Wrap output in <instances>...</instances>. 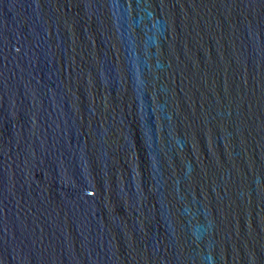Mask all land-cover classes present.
Listing matches in <instances>:
<instances>
[{
	"label": "water",
	"instance_id": "water-1",
	"mask_svg": "<svg viewBox=\"0 0 264 264\" xmlns=\"http://www.w3.org/2000/svg\"><path fill=\"white\" fill-rule=\"evenodd\" d=\"M0 264H264V0H0Z\"/></svg>",
	"mask_w": 264,
	"mask_h": 264
}]
</instances>
